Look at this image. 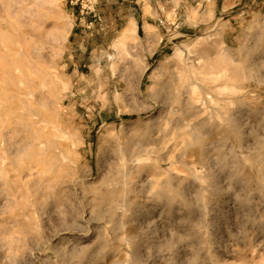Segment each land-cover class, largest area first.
<instances>
[{
    "label": "rangeland",
    "instance_id": "374dc122",
    "mask_svg": "<svg viewBox=\"0 0 264 264\" xmlns=\"http://www.w3.org/2000/svg\"><path fill=\"white\" fill-rule=\"evenodd\" d=\"M0 264H264V0H0Z\"/></svg>",
    "mask_w": 264,
    "mask_h": 264
},
{
    "label": "bare ground",
    "instance_id": "6f19581e",
    "mask_svg": "<svg viewBox=\"0 0 264 264\" xmlns=\"http://www.w3.org/2000/svg\"><path fill=\"white\" fill-rule=\"evenodd\" d=\"M16 31L18 32L17 33V36H18L17 43L20 44V46L19 45L17 46V48L19 47V50H15L14 51V55L17 57V55L24 53L25 55L30 56L32 54V51H34V50H31L30 49V47H31L30 44L31 43H28L29 41H26V36H30L31 35L33 37L32 34L34 32V28L32 26L31 27H26L25 26V23L24 24L17 23ZM128 32H129V29L125 30L122 33V36H121L122 37V40H125V38L128 35ZM21 47H23V48H21ZM21 49L23 50L22 53H21ZM27 56H26V58H27Z\"/></svg>",
    "mask_w": 264,
    "mask_h": 264
},
{
    "label": "crops",
    "instance_id": "0c3cea01",
    "mask_svg": "<svg viewBox=\"0 0 264 264\" xmlns=\"http://www.w3.org/2000/svg\"><path fill=\"white\" fill-rule=\"evenodd\" d=\"M128 28H131V31H132V27H131V26L127 27L126 29H128ZM126 29H125V30H126Z\"/></svg>",
    "mask_w": 264,
    "mask_h": 264
}]
</instances>
